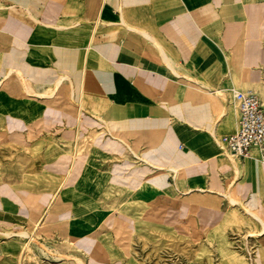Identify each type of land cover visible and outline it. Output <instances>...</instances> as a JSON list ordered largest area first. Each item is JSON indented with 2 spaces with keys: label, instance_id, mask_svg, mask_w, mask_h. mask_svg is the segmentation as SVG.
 <instances>
[{
  "label": "crops",
  "instance_id": "crops-1",
  "mask_svg": "<svg viewBox=\"0 0 264 264\" xmlns=\"http://www.w3.org/2000/svg\"><path fill=\"white\" fill-rule=\"evenodd\" d=\"M263 44L264 0H0V218L22 178L34 188L19 198L40 195L28 227L42 220L60 238L130 203L174 233L184 207L229 204L259 226L251 262L264 264V206L241 205L237 187L251 183L264 203V164L230 159L217 139L237 125L232 91L264 95ZM11 250L0 244V264Z\"/></svg>",
  "mask_w": 264,
  "mask_h": 264
},
{
  "label": "rangeland",
  "instance_id": "rangeland-1",
  "mask_svg": "<svg viewBox=\"0 0 264 264\" xmlns=\"http://www.w3.org/2000/svg\"><path fill=\"white\" fill-rule=\"evenodd\" d=\"M261 82L264 87V77ZM254 93L264 108V95L255 91ZM233 108L234 115L231 118L235 120V105ZM83 112L85 113L82 109ZM234 122L229 124L224 134L217 138L226 149L225 138L233 133ZM87 125L86 127H88ZM95 125V128H100L101 131L106 132L107 128L104 125L97 126L96 123ZM72 155L74 156V154L68 155L70 167H73L69 179L73 175L75 177L76 162L78 161V155L76 154L75 158ZM250 155L251 158L257 159L255 151H252ZM92 156L90 155V157ZM14 157L16 156L7 155L6 159L12 160ZM43 157V154L37 155V162H43ZM106 164L103 160L96 164V167L101 166L102 183L105 179ZM257 164L260 166L259 162ZM90 166L93 167L92 163ZM249 184L237 186L238 191H240L238 202L251 210L259 205L264 206L256 188L251 183ZM25 187L33 189L34 185L30 184L28 179L22 178L18 183L6 186L10 193L5 192L6 197L8 196L16 202H5V210L2 213L4 216L0 218V231L12 233L21 230L34 231L35 233H33L36 235L32 236V240L28 244L29 248L23 253H21L22 244L26 239L8 240L0 236V244L3 243L12 249L11 256L5 258L2 264H75V259H79L81 264H226L229 259L238 261L239 264H255L251 262V259L255 254L258 242L256 236H250V234L256 233L259 226L245 218L238 207L227 204L221 211L184 207L180 212L181 216L177 219L179 222L176 221L177 232L174 233L170 224L163 223L159 219L151 220L148 218L147 212L149 211L147 210H151L153 207L143 208L140 212L143 216H137L138 209L135 206L140 208V205L130 203L127 208L123 207L113 216H109V210L103 212L106 216L100 217L98 223L89 227V231L81 238H60L55 232L46 236L43 233L44 229H40L41 225L38 228L32 227V230L28 227L22 214H24L25 207L28 209L30 201L40 195L34 193V197L19 198L20 189ZM67 187L68 189L65 190L67 191L65 198L68 200H66L67 205L74 207L76 202H73L72 198L75 200L76 192L71 191H75L73 186ZM37 188H39L38 184ZM85 190L86 192L92 191L93 185H86ZM139 193L144 198L150 197L146 192ZM89 198L91 197L85 194L86 225L94 224L98 220L97 203L89 202ZM30 204H34V202ZM142 207L145 206L142 204ZM261 218L264 221V215ZM44 246L49 248V253ZM66 254L69 255L68 259L63 256Z\"/></svg>",
  "mask_w": 264,
  "mask_h": 264
},
{
  "label": "built area",
  "instance_id": "built-area-1",
  "mask_svg": "<svg viewBox=\"0 0 264 264\" xmlns=\"http://www.w3.org/2000/svg\"><path fill=\"white\" fill-rule=\"evenodd\" d=\"M237 104V125L233 133L225 138L227 149L239 159L251 158L257 153L256 161L264 164V108L252 91H232Z\"/></svg>",
  "mask_w": 264,
  "mask_h": 264
},
{
  "label": "bare ground",
  "instance_id": "bare-ground-1",
  "mask_svg": "<svg viewBox=\"0 0 264 264\" xmlns=\"http://www.w3.org/2000/svg\"><path fill=\"white\" fill-rule=\"evenodd\" d=\"M256 94V93H255ZM219 146V145H218ZM221 146V145H220ZM222 147V148H221ZM220 148L221 149H224V151H226V153L228 154V157L230 158V159H232V160H236V159H239L238 157H236L234 154H232L229 150H227L226 148H224L225 146H221ZM246 212L247 213H250L248 210H246ZM252 216H250L251 218H254V220L258 223V222H260L259 221V219L255 216V215H253V214H251ZM42 220H40V221H38L37 223L35 222L34 223V225H33V228H35V227H37L38 228V226H40V225H42ZM263 224V223H262ZM36 228V229H37ZM264 228V227H263ZM262 228V229H263ZM262 231V230H261ZM260 231V232H261ZM34 231H31V232H26V231H24V230H21V231H19V232H17V233H12V232H9V231H4V232H0V236H2L3 238H5V239H10V240H12V239H14V238H20V239H26V241L22 244V251H21V253H23L25 250H27L28 248H29V246H28V244H29V242H30V240H32V236L33 235H36V234H34L33 233ZM260 232H258V233H260ZM250 236H257V233H251L250 234ZM258 236H259V234H258ZM43 246V245H42ZM45 247V249H46V251L49 253L50 252V250H49V248H47L46 246H44ZM57 253V252H56ZM64 257H65V259H68L69 258V255H63ZM54 257V256H53ZM29 258H31V257H29ZM59 258V257H58ZM64 259V258H63ZM75 264H81V262H80V260L79 259H75Z\"/></svg>",
  "mask_w": 264,
  "mask_h": 264
}]
</instances>
